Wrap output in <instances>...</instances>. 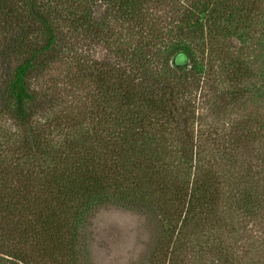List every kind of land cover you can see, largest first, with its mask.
I'll return each instance as SVG.
<instances>
[{"label":"rangeland","instance_id":"1","mask_svg":"<svg viewBox=\"0 0 264 264\" xmlns=\"http://www.w3.org/2000/svg\"><path fill=\"white\" fill-rule=\"evenodd\" d=\"M138 7L142 11L137 26L117 17L106 6L95 7V10L82 7L79 11L82 22H88L106 44L81 32L71 35L64 29L62 18L72 7L61 1L51 7L56 12L53 10L54 15L49 19H54L62 28V49L46 69L26 79L40 110L36 121L50 127L41 140L43 148L32 150L33 156L27 157L25 148L21 149V140L28 137L24 133L26 128L20 127L0 108V163L30 166L32 175L26 177L23 172L21 179L27 181L25 184L31 193L30 216L37 213L33 202L39 189L64 166L78 163L74 162L75 154L81 146L91 147L92 157L94 151L104 150V145L100 146L104 142L109 146L107 140L111 142V135L99 132L109 128L105 124L107 116L101 112L105 99L98 89L100 84L92 76L95 69H110L111 63L117 62L112 47L118 42L123 46L126 41L131 43L127 54L134 52V31L141 33L143 43L152 42L144 52L154 60L161 75L165 74L166 67H172L173 59L199 73L184 100L194 111L195 118L199 117L192 128L195 132L193 153L200 152L201 140L207 135L211 139L220 137L224 142L221 146L226 149V143L240 139L245 131L254 132L257 134L254 143L243 141L234 153L242 167L230 168L228 163L231 162L225 160L226 165L219 166L217 171L227 185L231 184L229 182L238 184L243 179L248 180L243 177L242 169L252 166L254 182L263 189L264 0H142ZM12 46L0 24V94L18 63L12 55ZM66 46L74 47L76 52L69 53L70 47ZM174 48H183L187 54L182 50L174 52ZM171 123L162 116L158 117L156 126L153 121L149 123L147 136L150 139L142 144L144 149L153 150L155 155H163V152L172 155L179 151V134ZM197 132L202 134L200 139ZM204 149L211 146L206 145ZM194 154L188 155L186 166H138L142 158L137 156L136 166H126L128 169L121 166L131 173L132 181L127 179L117 194L130 191V185L147 183L153 187L159 181L168 183L167 191H162L161 195L174 194L176 188H183L186 182L191 184L199 172L205 174L207 168L199 169ZM103 167L104 180L110 183L114 166ZM234 192L235 188L227 186L225 195L221 196L224 200L216 212L223 222L219 227L207 230L206 226L197 229L195 234L188 231L189 240L197 244L185 259L183 257L184 261L189 264H264V211L252 216L238 213V207L232 203L234 200L229 199ZM113 199L109 195L100 207L89 205L81 209L72 205L62 213L65 223L57 227L62 234L69 235L65 242L73 246L63 250V264H165L180 224L173 230L176 225L170 226L163 212L145 207L121 208L115 203L117 197ZM226 231H231L234 237L233 254L227 249Z\"/></svg>","mask_w":264,"mask_h":264},{"label":"trees","instance_id":"2","mask_svg":"<svg viewBox=\"0 0 264 264\" xmlns=\"http://www.w3.org/2000/svg\"><path fill=\"white\" fill-rule=\"evenodd\" d=\"M43 1L0 0V24L8 40L11 39L13 57L18 59L10 82L0 94V108H4L20 127L26 128L24 133L28 137L21 140V149L25 148L27 157L33 156L32 150L43 148L41 140L45 139L50 129L36 121L40 110L35 95L29 91L26 79L32 73L46 69L51 64L49 61L56 58L62 49V28L54 19H49L56 12L51 8L53 4L61 1L72 7L62 18L64 29L67 28L71 35L77 36L80 32L82 35H92L99 43H105L101 42L99 33L91 29L88 22H82L83 18L79 15L82 7L88 6L90 10L94 7L95 10V7L106 6L117 17L129 20L135 26L142 11L138 7L142 0ZM132 29L135 27L132 26ZM134 32V52L127 54L131 43L126 41L123 46L122 42H118L112 47L114 61L117 62L111 63L110 69H95L92 76L104 88L98 89L105 99L101 112L107 116L105 124L109 128L99 132L111 135V142L107 140L109 146H105L107 142L101 144L100 146L104 145V150L101 153L94 151L93 157L91 147L81 146L79 151L83 155L79 151L75 154L74 162L78 163L64 166L39 189L35 196L37 199L33 202L37 211L34 212L35 216L32 215L33 219H30L29 186L25 184L26 180L22 182L23 172L26 177L32 175L30 166H3L0 163V264H63V250L72 249L73 246L65 242V237L68 238L69 235L62 234V230L58 228L65 223L62 213L72 205H78L81 209L89 205L100 207L109 195L112 200L117 197L119 202L115 203L121 208L145 207L163 212L167 223L170 226L176 225L173 230L180 224L165 264H189L184 261V256L191 253L197 243L189 240L188 231L195 234L197 229L207 226L209 230V227H219L223 223L216 212L222 199L224 200L221 196L225 195L227 186L235 188L229 199L234 200L232 203L238 207V213L252 216L264 211V187L261 190L254 182V167L246 165L242 169L243 177L248 180L243 179L238 184L229 182L231 184L227 185L225 180L221 181L223 177L217 171L219 166L226 165L225 160L231 162L228 163L230 168L242 167L234 153L240 149L243 141L253 144L257 134L247 130L240 139H232L226 143V149L222 148L224 142L220 137L211 139L207 135L199 144L200 152L194 154L195 132L192 128L199 117L195 118L194 111L184 100L187 98L186 91L199 73L173 59L172 67H166V75H161L154 60L144 52L152 42L143 43L141 33ZM39 40L41 44L37 45ZM126 45L128 47L124 48ZM68 47L70 46H66ZM73 49L74 47H70L68 52H76ZM177 50L180 49H173L174 52ZM181 50L183 54H187L185 49ZM124 64L127 66L122 68ZM159 116L167 118L176 126L180 149L175 154L163 152V155H155L153 150L142 146L150 139L147 136L149 123L153 121L156 126ZM196 134L200 139L202 134ZM206 145L211 146V149L205 150ZM38 152L41 153L40 150ZM190 154H194L200 170L205 169L204 167L207 169L204 170L205 174L199 172V176L191 184L186 182L183 188H176L174 194L161 195L162 191H167L168 183L160 181L156 186L152 184L153 187L147 183L144 186L130 185V191L117 194V190L126 185L127 179L132 181L131 173L121 166L126 169V166H136L137 156L142 158L138 166H186ZM237 162L239 164L234 165ZM103 166H114L111 168L110 183L104 180ZM226 203L227 197L223 204ZM225 234L229 245L227 249L233 254L236 250L235 241L232 243L234 237L231 231H226Z\"/></svg>","mask_w":264,"mask_h":264}]
</instances>
